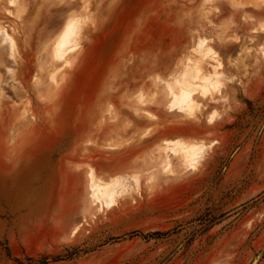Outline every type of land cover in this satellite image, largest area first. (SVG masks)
Instances as JSON below:
<instances>
[{
    "label": "rangeland",
    "instance_id": "obj_1",
    "mask_svg": "<svg viewBox=\"0 0 264 264\" xmlns=\"http://www.w3.org/2000/svg\"><path fill=\"white\" fill-rule=\"evenodd\" d=\"M220 1L22 0L20 15L8 18L9 1L0 0V28L17 42L15 63L8 59L7 46H0V264H193L221 250L228 256L219 260L230 264H264V22L255 21L251 10H244L246 6H264V0H225L240 9L234 22L225 18L229 11L220 9ZM197 4L196 12L193 7ZM195 13L204 26L207 17L215 16L214 23L208 21V32L193 33ZM72 17L79 21V44L61 60H54L53 45ZM199 38L216 51L215 58L201 60L192 50ZM187 57L199 61L204 74H222L221 93L214 92L206 99L195 95L200 105L190 113L170 108L166 88L167 83L174 85L176 78L181 79ZM216 64L221 67L215 68ZM101 78L106 79V86L100 91ZM245 91L255 93L250 98L239 96ZM97 94L105 97V105H110L108 99L113 95L138 108L154 103L161 94L168 110L186 118L207 116L211 110L216 112L215 120L226 113L223 116L232 137L225 138L220 153L215 142H192L204 148L190 162L175 144L190 142L167 140L153 156L152 171L142 175L105 181L90 168L94 177L87 176L84 211L88 214L92 207V215L82 227L77 226L80 231L65 249L48 257L26 256L19 237L28 236L32 219L31 161L52 165L55 172L60 169L61 157L76 148L84 108L97 104ZM218 105L222 112L215 109ZM106 111L108 118L115 116L110 107ZM243 153L250 156V172L246 171L232 193L218 192L222 175ZM208 155L213 160L207 167L215 170L214 177L204 180L208 192L203 193L204 187L194 188L191 222L152 227L147 232H122L123 227L109 220L119 203L146 197L144 188H149L157 173L175 174V163L185 171H197ZM253 165L260 167L259 176H254ZM93 178L113 185L109 186L113 194L115 190L110 202L104 194L105 199L93 195ZM119 179H123L121 183ZM101 200L109 205L104 206ZM257 207L261 216L251 227L238 230L239 217L248 219L247 212ZM67 216L73 223L74 217ZM75 228L73 234L79 230ZM131 241L139 242L136 251H127ZM237 252L241 255L233 256Z\"/></svg>",
    "mask_w": 264,
    "mask_h": 264
},
{
    "label": "crops",
    "instance_id": "obj_2",
    "mask_svg": "<svg viewBox=\"0 0 264 264\" xmlns=\"http://www.w3.org/2000/svg\"><path fill=\"white\" fill-rule=\"evenodd\" d=\"M219 3L222 11H229V15L226 14L225 18L229 16L230 21L233 22L235 18H239L237 13L240 9L233 7L225 0ZM193 8L197 12L198 4ZM244 10H251L255 21L264 22V6L256 8L246 6ZM194 15L193 33L208 32V21L214 23L215 16L207 17L204 26V21L197 13ZM220 23H222L221 20ZM215 27L220 28L221 26ZM105 81L106 79L101 78L98 88L100 91L106 86ZM254 93L249 94L245 91L239 96L250 98ZM105 100V97L97 94L95 97L97 106L84 108V120L80 121L77 144L74 145L76 150L69 151L61 157L62 164L58 172L54 171L52 165L48 167L47 164L42 165L31 161L30 166L33 171H30L29 176V199L32 219L28 236L19 237L26 256L48 257L55 251L65 249L66 243L80 231V227L92 215V207L90 214L84 211L88 204L86 182L90 168L94 170L97 177L105 181L116 176L142 175L152 171L153 156L167 140L203 142L206 145L215 142L220 153L223 151L221 147L225 143V138L232 137V132L223 116L226 113H223V117L213 121L208 119L213 111H207V116L186 118L180 112L168 110L165 98L161 94H158L154 103L142 108L134 107L128 102L124 103L122 98L113 95L108 99L110 105H105ZM109 107L115 115L110 118L105 116ZM214 107H209V109H214ZM135 108L140 111H135ZM215 109L219 112L224 110L220 105ZM19 134L22 135L21 132ZM17 140H20V135ZM48 156L49 153L46 157ZM44 157L42 156L43 159ZM211 159L212 156L208 155L197 171H185L181 169L179 163H175V174L165 176L157 173L155 181L147 186L149 188H144L147 193L146 197H141L133 203L125 202V200L119 203L111 211L109 220L114 221V225L123 227L122 232L131 229H141L140 231L147 232L152 227L185 225L191 222L194 214L193 193L195 189L204 187L206 191L203 193L208 192L204 180L214 177L215 170L207 167ZM218 159L219 156H217ZM233 161L231 169L222 175L224 181L218 192L232 193L237 189L240 181L245 178L246 171L250 172L247 170V166L249 167L251 163L250 156L245 153L239 154ZM254 161L256 164L257 160ZM253 166L254 176H259L260 167ZM200 182L201 184L197 185ZM68 213L74 217L73 223L68 220ZM247 214L248 219L239 217L238 230L251 227L262 213L257 207L249 210ZM77 226H80L79 230L73 234ZM138 245V241L128 242L127 251L135 250ZM240 255L241 253L237 252V255L233 256L239 257ZM225 256L228 255L223 254L221 250L206 256L205 259L196 260L193 264H230L229 261L219 260Z\"/></svg>",
    "mask_w": 264,
    "mask_h": 264
},
{
    "label": "bare ground",
    "instance_id": "obj_3",
    "mask_svg": "<svg viewBox=\"0 0 264 264\" xmlns=\"http://www.w3.org/2000/svg\"><path fill=\"white\" fill-rule=\"evenodd\" d=\"M8 1H9V4H10V7L11 8L10 9H7V17L8 18L18 17L20 15V13H21L20 5L21 6L23 5L22 0H8ZM3 2H5V1H3ZM79 29H80L79 28V21L77 19H74L73 17H72V19L69 18L64 23L61 31L59 30L60 33L58 34V36L56 38V41H55V43L53 45L54 46V52H55L54 58H53L54 60H61L62 58H64V56L68 55V53L72 49H75V47L77 46V44H79L78 41H77L78 40L77 39V35L80 32ZM24 40H25V38H24ZM5 45L7 46L8 53H9L8 54L9 55L8 56V59L10 58V60L15 63L17 61V58H16V54H17L16 53V50H17V42H16V39L6 29L0 28V46H5ZM192 50L201 58V60H206L209 57L210 58H215L216 57L215 55L217 54L216 51L212 50L209 46H207V40L204 39V38H199L197 40V43L192 48ZM6 56H7V53H6ZM1 58L3 59L2 56H1ZM5 62H6V60H5ZM184 64H186V66L184 68V71L180 74L181 79L176 78L174 80V85H170L169 83H167L166 88L168 89V96L170 97V102H169L170 108L172 110L176 109V110L181 111V112L184 111L186 113L187 112L190 113L194 109H196L197 107H199V105H200V103L196 101L195 95H198L202 99H206L207 97H209L210 95H212L214 92L219 93V94L221 93V85H222V83H221L220 78H221L222 74L219 73L220 71H214V72H210L208 74H204L203 73V70H202V65L200 64V62L199 61L198 62H192V59L189 58V57L186 58ZM0 65H3V64H0ZM218 65H221L222 66V64H219V63H218ZM218 65L216 64V66L214 65V67L216 68ZM221 66H218V67H221ZM54 74H56V72ZM3 97H4V95H3ZM0 101H2V98H1ZM215 113H216L215 111L212 112V113H210V116L208 117V119L210 121L215 118V115H216ZM24 114H25V112H24ZM154 119H156V118H154ZM175 144L176 145L178 144L177 145L178 146L177 148H179V150L184 153V157L186 156L185 158L188 160V162H190V159L192 158V156L195 153L197 154L199 151L202 150V148H204V145L203 144H197V145H195V144H192V143H183V142H179V143H175ZM177 148H175V150H178ZM167 149H169V148H167ZM172 151H173V149H171V151H169V152H171L173 154ZM182 154H180V155H182ZM187 157H189V158H187ZM182 158H183V156H182ZM196 163H198V162H196ZM191 168H193V167H191ZM93 175H94V173H93L92 170L88 171L87 176L91 177ZM135 177L137 178L138 176L136 175ZM135 177H134V179H135ZM115 179H117V178H115ZM115 179H114V181H116ZM123 179H125V178L123 177ZM123 179H119L117 181H119V183H121L120 181L123 180ZM92 181L93 182H92V186L91 187H92V190H93V193H94L93 195L98 198V196H101L102 194H104L105 196L108 197V201L110 202L111 199L113 198L112 196L115 194V190H114V194H113L111 192V188H110L113 185L112 184L108 185L109 184L108 182H100L99 180L94 179V178H93ZM124 182H126V180H124ZM115 185H117L118 188H119V185L117 184V182H116ZM123 188H124V186H123ZM112 189H113V187H112ZM95 197H93V198H95ZM103 198L101 196V199H103ZM94 201H95V199H94ZM101 201L104 202L103 203L104 206H105V204L106 205H109V203H106L105 200H101ZM78 228L79 227H76L75 230L77 231Z\"/></svg>",
    "mask_w": 264,
    "mask_h": 264
},
{
    "label": "water",
    "instance_id": "obj_4",
    "mask_svg": "<svg viewBox=\"0 0 264 264\" xmlns=\"http://www.w3.org/2000/svg\"><path fill=\"white\" fill-rule=\"evenodd\" d=\"M254 263H255V262H254ZM254 263H253V264H254Z\"/></svg>",
    "mask_w": 264,
    "mask_h": 264
}]
</instances>
